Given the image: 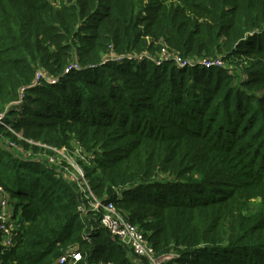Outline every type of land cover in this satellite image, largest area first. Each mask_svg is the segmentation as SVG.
Segmentation results:
<instances>
[{
	"label": "trees",
	"instance_id": "trees-1",
	"mask_svg": "<svg viewBox=\"0 0 264 264\" xmlns=\"http://www.w3.org/2000/svg\"><path fill=\"white\" fill-rule=\"evenodd\" d=\"M39 71L58 81L33 85ZM1 115L0 199L20 228L0 233V264L70 247L79 264H144L95 200L179 255L167 264H264V0H0ZM19 134L80 149L94 195Z\"/></svg>",
	"mask_w": 264,
	"mask_h": 264
},
{
	"label": "built area",
	"instance_id": "built-area-1",
	"mask_svg": "<svg viewBox=\"0 0 264 264\" xmlns=\"http://www.w3.org/2000/svg\"><path fill=\"white\" fill-rule=\"evenodd\" d=\"M146 58L153 60L158 65H161L162 62L166 60L174 58L177 59L179 67H187L193 65H202L207 68L213 66H225L223 59L219 57H203L201 60L194 62L190 60H180L177 57H172L171 55L163 56L160 60H155L143 54L139 56H137L136 54L122 56L114 54V52H111L110 55L106 57V59H104V62L111 60L121 63L124 60H141ZM74 68L81 69V66L77 64L69 66L68 71ZM43 80H46L49 83H56L58 81V77H49L48 75H46V73L39 71L37 72L33 85H40L42 84ZM20 102L21 101L18 102V105L22 103ZM4 118L5 115L0 116V124H5ZM51 150H53L56 155H51L49 157L50 161L54 163L61 162L62 160L59 159V153H61V151L57 148H51ZM78 151L81 152L80 149H78ZM79 172H81V176L84 175L82 169L78 170V173ZM72 176L74 179L77 178L75 179V181L81 180V183L78 184L84 185L86 187V189H82L83 191H85L86 193L88 191L89 195H94L91 190L89 181L86 179L85 175L84 177L79 178V176L74 173ZM0 192L4 193L2 187H0ZM89 207L92 210H97L101 212V225L106 228L111 235L119 238L124 244L130 246L133 252L136 253V255L144 257L146 259V262L144 264H167L169 262H173L179 257V255L177 254L157 256L151 242L149 241V239H147L146 235L139 228V226L130 222L125 216V214L121 210H119L113 202H103L95 200L89 203ZM82 211L86 212V207L83 206ZM19 228L20 224L18 222V219L14 218L12 213L9 211L8 201L6 199V196H4L3 194L2 198L0 199V233H2L4 237L5 245H11L13 243V238L18 234ZM82 259V253L79 250L70 247L66 250L65 254H63L62 257L59 259V264H79Z\"/></svg>",
	"mask_w": 264,
	"mask_h": 264
},
{
	"label": "rangeland",
	"instance_id": "rangeland-1",
	"mask_svg": "<svg viewBox=\"0 0 264 264\" xmlns=\"http://www.w3.org/2000/svg\"><path fill=\"white\" fill-rule=\"evenodd\" d=\"M13 114H9L8 115V120H10L12 118ZM19 136V139H22L26 142H28L31 146H36V147H41V148H44V149H51V148H57L61 151V153H59V159H61L62 161L65 160L66 163L73 168V172H70V173H76L77 176H79V178L81 177H84L81 176V172L78 173V170L82 169L81 165V160H84L85 159V156L82 155V153L80 151H78V149H71L70 147L68 146H62V147H59V146H56V145H50V144H47V143H44V142H41V141H33V140H29V139H26L24 138L21 134L18 135ZM14 143H10V146L14 147L13 146ZM32 153H35L32 151ZM63 155V156H61ZM80 162V163H79ZM83 170V169H82ZM77 179V178H75ZM78 183H81V180L80 181H77ZM79 185V184H78ZM80 189H86V187L84 185H79ZM87 193H89L87 191Z\"/></svg>",
	"mask_w": 264,
	"mask_h": 264
}]
</instances>
